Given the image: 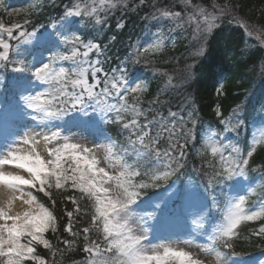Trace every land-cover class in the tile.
I'll return each instance as SVG.
<instances>
[{
    "label": "snow or ice",
    "instance_id": "1",
    "mask_svg": "<svg viewBox=\"0 0 264 264\" xmlns=\"http://www.w3.org/2000/svg\"><path fill=\"white\" fill-rule=\"evenodd\" d=\"M123 2L93 0L91 5L74 4L64 11L59 26L53 25L51 32L40 31L35 26L31 31L27 30L30 19L10 27L0 21V68L9 70L11 65L10 71L17 74L12 77L11 87L5 86L4 93H11V98L5 95L0 103L29 116L37 128L47 129H32V135L26 132L22 140L9 142L5 145L6 151L0 150V185L20 192L21 196L26 193L29 199L25 203L36 206L22 215H11L0 208V221H4L0 223V264H26L27 261L48 264L44 257L37 255V246L48 249L53 256L56 254L45 237L49 231L56 234L59 228L53 212L57 199L53 197L52 189L72 193L62 195L61 203L70 202L73 206L72 210L64 209L67 223L63 226V231L73 239L58 237V240L71 250L76 238L82 235L81 251L85 258L80 264H206V259L187 250L193 246L203 257H214L215 264H228V255L235 241L240 239V225L264 221V183L257 185L256 177L250 174L258 171L250 164L258 146L264 145V132L259 137L253 134L251 142L243 148L239 142L233 143L223 135L238 134L245 123V117L239 115V107L231 116L219 120L223 126L221 131H214L209 126L202 136H197L199 121L195 109L187 112V118L183 111H173L170 106L164 114V106L169 102L161 101L159 96L149 100L145 108L144 97L149 91L147 81L141 77L130 79L123 65L106 71L99 59L103 54L102 45L94 40L86 42L82 34H69L71 29L66 25H71L74 18L88 17L102 25L106 19H101L100 12L115 10L118 3ZM183 3L193 8L187 23L194 25L195 33L205 40L230 7L213 5L218 12H208L193 5L192 0H183ZM39 7L38 3L34 5L32 13L35 14ZM124 8H128L126 3ZM151 18L173 21L177 27L184 23L181 12L169 9H157ZM116 27L126 25L117 22ZM242 27L248 36L254 34L248 24H242ZM30 45L42 51L37 54L30 50ZM165 47L163 35L158 34L146 46H134L129 58L137 64L141 57L150 62L146 54L160 52ZM43 51L53 54L45 58ZM203 52L201 47L195 55ZM92 54L97 57L94 61ZM26 55H31L32 60L27 61ZM156 71L162 78L167 77L161 94L178 87L172 76ZM36 85L44 86L43 91L34 92ZM222 88L219 84L218 95ZM261 110L264 111V104ZM216 116H223L219 108ZM94 117L116 125L120 135L127 133L123 141L107 137L106 144L89 147L56 130L61 125L86 124ZM261 120L264 127V116ZM40 139L47 146V159L36 150ZM189 144L207 165L208 170L199 169L206 177V191L226 182H240L242 178L246 185L244 194L237 192L226 196L223 202L213 195L211 204L199 201L193 213L190 239L151 243L148 220L155 219L154 213L163 209L157 204L152 212L138 215L141 192L148 187H172V177L188 165ZM100 149L104 151L102 160L97 155ZM209 154L210 160L207 159ZM4 165L22 169L28 177L2 170ZM260 180L264 181V173ZM32 190L47 197L50 207L38 200ZM80 201H87L88 210L81 208ZM213 208L220 214L216 223L210 221ZM77 216H90L88 226L74 230ZM201 236L207 240L206 244L196 243ZM245 238L264 239V223L252 228Z\"/></svg>",
    "mask_w": 264,
    "mask_h": 264
},
{
    "label": "trees",
    "instance_id": "2",
    "mask_svg": "<svg viewBox=\"0 0 264 264\" xmlns=\"http://www.w3.org/2000/svg\"><path fill=\"white\" fill-rule=\"evenodd\" d=\"M12 1L20 0H0V21L5 27L16 24L3 12L4 6ZM82 1L85 0H41L40 7L35 14L31 13L18 23L23 24L25 19H30L31 23L26 25L27 30L31 31L33 26L37 29H45L60 19L67 8ZM124 3L128 5L127 9L124 8ZM192 4L199 5L208 12H218L213 5L230 7L217 22L218 27L207 36L206 40L204 38L195 39V31L192 28L186 29L183 36H177L173 40V45L166 46L160 52L146 54L150 62L144 57H141L139 64L130 59L133 47L146 45V41L154 31L163 29L165 32H171L173 29L170 21L151 18L157 9L181 12L182 17L187 18L193 8L186 7L183 0H144L143 4L140 0H125L115 10L102 16V19H106V23L102 25L89 19H77L76 22L80 20L78 33L85 37L86 42L94 40L102 45L103 54L99 59L106 71L110 72L117 65H123L130 74V79L141 77L148 82L149 91L144 97L145 108L149 100L159 96L161 101L169 102L164 106V114L170 106L173 111H183L187 118V112L195 109L199 121L196 128L197 136H202L209 126L214 131H221L223 126L219 124V120L231 116L233 110L239 107V115L245 117V123L240 127L238 134L233 132L223 133V135H227L233 143L239 142L243 148L251 142L253 134L256 136L258 130L260 134L264 132V127L261 126V117L264 116V111L261 110V105L264 104V69H262L264 47L251 36L249 37L242 27V24H248L264 29V0H192ZM117 22L125 24L126 27L117 28ZM202 42L204 52L197 56L195 53ZM12 43L14 44L15 41ZM30 50L37 54L42 51L39 47ZM47 52L43 51L44 57ZM24 58L27 61L32 60L31 55H26ZM10 68L11 65H9V70L0 68V82H2L0 83V94H3L0 95V100H3L5 95L8 99L11 98V93H4L5 86L10 88L12 77L17 75L12 73ZM156 70L172 76L173 83L178 87L161 94L167 77L162 78ZM217 73L220 75L218 76ZM219 84H222L223 88L220 90L221 94L218 95ZM36 87L37 85L33 91H36ZM218 108L223 114L222 117L216 116ZM24 116L27 117L18 110L8 109L5 103H0V125L6 119L17 120ZM55 123L61 124L60 121ZM74 127L79 129L89 127L92 131L100 132L106 137L113 140L118 139L121 142L127 135V133L120 135V129L116 125L99 117H94L86 124L61 125L60 129L69 131ZM196 147H199V144ZM188 151V165L177 176L172 177L174 181L172 187L167 189L166 187H148L141 192L142 202L139 205L144 215L152 212L157 204L161 205L163 210L154 213L155 217L160 219L155 226L156 229L165 233L173 230L192 233L193 213L199 206V201L211 204V197L214 195L223 202L226 196L230 197L237 192L244 194L246 187L240 178V182H226L206 191V177L199 169L208 170L207 165L196 155L195 148L191 144H189ZM250 167L258 169L250 173L256 177L257 185L264 183L260 180L264 173V145L258 146L257 152L251 159ZM32 191L38 200L50 207L47 197L35 190ZM170 193L171 197L166 198ZM71 194V192L59 193L52 189V195L57 199L53 212L57 217L59 228L56 234L48 232L45 237L53 245L56 254L53 256L48 249L37 246V255L44 257L48 264H80L85 258V254L81 251L82 235L76 238L71 250H68L58 240V237L73 239L63 231V226L67 223L64 209L72 210L73 206L70 202L61 203L62 195ZM76 195L79 196V193ZM80 204L82 209L88 210L87 201H80ZM219 219V212L213 208L210 221L216 223ZM89 220L90 216L75 217L74 230L88 226ZM151 220H156V218L149 219L148 223ZM261 223L264 221L247 222L240 225L238 229L241 233L240 239L235 241L228 255V264H264V239L245 238L252 228L259 227ZM93 238H96L95 234ZM198 238L207 243L203 236ZM26 264L32 263L27 261Z\"/></svg>",
    "mask_w": 264,
    "mask_h": 264
},
{
    "label": "rangeland",
    "instance_id": "3",
    "mask_svg": "<svg viewBox=\"0 0 264 264\" xmlns=\"http://www.w3.org/2000/svg\"><path fill=\"white\" fill-rule=\"evenodd\" d=\"M125 1V0H124ZM41 0H20V1H12L7 3V5H5L4 7V14L10 18L12 20V22H16L18 23L19 21L23 20V18H26L27 16H29L32 11L31 9L33 8L34 5H36L37 3L40 4ZM78 2L74 3L77 4ZM82 6L84 4H88L91 5L93 3V0H85L82 2H79ZM120 3H118L119 5ZM73 6V5H72ZM6 10V11H5ZM112 11V10H110ZM11 12L12 15L9 16L8 13ZM109 12V11H107ZM107 12H100V17L102 19V16L107 14ZM77 19H83V18H74L73 23L71 25H66L67 28H70L71 31L69 32V34H71L72 32H76L78 33V24L80 23V20H78V22H76ZM84 19H89L88 17H84ZM92 22L95 23L94 20H90ZM163 21V20H162ZM61 22V18L58 19L56 22L52 23L51 25L45 27V29H47L49 32L53 31L52 26L53 25H57L59 26ZM169 23L172 24L173 29L171 30V32H165L163 29L162 30H157L154 31L149 37V39L146 41V45L149 42H152L156 36L158 34H162L164 39H165V43L166 46L168 45H173V40L177 37V36H183L185 33L186 29H193V31H195V27L194 25H189L187 23V18L184 17V23L182 27H177L176 23L173 21H170ZM252 27V30L254 32V34L251 36L252 39H255L260 45H262L264 47V29L262 28H258L252 25H249ZM45 29H39L40 31H44ZM6 35V34H5ZM250 37V36H249ZM194 38L198 39V38H203L202 36L194 33ZM5 39H7V37H5ZM202 41V40H201ZM145 45V46H146ZM203 46V42L200 45V48ZM30 49H33L32 46H28ZM199 48V49H200ZM199 49L197 51H199ZM53 52H47L45 54V58H47L48 56L52 55ZM96 55L92 54L91 55V59L94 61L96 59ZM65 66H68L67 64ZM90 82H91V78ZM2 83V82H0ZM44 86L42 85H37V87L35 88L36 91H43ZM35 92V91H34ZM9 122V125H7ZM235 122V121H234ZM7 126H9L10 129V133L11 134H6L5 130L7 129ZM32 129H36L37 131H47V129H39L37 128V125L30 119L29 116L27 117H23L17 120H8L6 121V123L4 124V129L2 131V133L0 134V150L6 151L5 145L9 142L12 141H20L22 139V136H24V134L27 132H32ZM56 130H61L62 133L64 135H69L72 136L74 138V142H79L81 144L87 145L89 147H95L96 144H106V138L104 135H102L99 132L96 131H92L89 127H84L82 129L79 128H72L70 131H63L62 129H56ZM256 136L259 137L260 136V131L258 130L256 133ZM37 139H39V137H37ZM40 142H42V145H44V148L46 150V145L45 142L40 139ZM227 142V141H225ZM98 157L103 158L104 155V151L103 149H100L97 152ZM45 156L46 158V151H45ZM201 159V157H200ZM207 159H211V156L209 154V156L207 157ZM101 166H103V163L101 164ZM6 172H13L14 174H22L25 177H28V174L22 170V169H16L14 166L12 165H4L3 169ZM109 171H112L111 169H109ZM4 186L5 188L9 189L8 187H6L5 185H1ZM16 201H10V202H5L4 205L2 206V208H4L6 211H9V213L11 215H17L20 214L22 215L24 211H28L31 209H35V205L33 206H29L27 203H25V201H27L29 199L28 195L25 193L23 196H21V193L17 191L16 194ZM171 197V193L168 195L169 198ZM138 215H144V211L142 209V207L139 205L138 208ZM157 220V221H156ZM156 220H151L150 223L147 224L148 227V236H149V240L151 243H161V242H179V241H183V240H187L190 239L192 237V233H184V232H180L177 230H173L172 232L169 233H165L163 231H160L158 229H156V223L160 221L159 217H156ZM3 223L4 221H0V223ZM250 222H257V221H250ZM9 223H11L9 221ZM51 232V231H49ZM47 234V233H46ZM45 234V235H46ZM196 243L199 244H206L204 243L202 240H200L199 238H197ZM181 246H183L181 244ZM187 250L193 252L194 255L200 256L201 258L206 259V264H215V259L214 257H203V254L200 253L199 249H197L195 246L188 248ZM31 263H33L31 261Z\"/></svg>",
    "mask_w": 264,
    "mask_h": 264
},
{
    "label": "bare ground",
    "instance_id": "4",
    "mask_svg": "<svg viewBox=\"0 0 264 264\" xmlns=\"http://www.w3.org/2000/svg\"><path fill=\"white\" fill-rule=\"evenodd\" d=\"M7 125H9V123ZM5 132H6V134H11L10 133L9 126H7V129L5 130ZM28 133H29V135H32L33 134L32 132H28ZM23 138H24V136H22V139ZM20 147L21 148H26L27 146L20 145ZM36 150L38 152H40V154L42 155V157H44L45 159H47L46 156H45V151L46 150L44 148V145H42V142H40L36 146ZM16 194H17V191L12 190V189H7L4 186H1L0 185V208H2V206L4 205L5 202L7 203V202H10V201H16V196H17Z\"/></svg>",
    "mask_w": 264,
    "mask_h": 264
}]
</instances>
